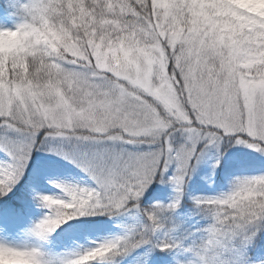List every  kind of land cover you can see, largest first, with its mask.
Listing matches in <instances>:
<instances>
[{"label":"snow or ice","instance_id":"snow-or-ice-1","mask_svg":"<svg viewBox=\"0 0 264 264\" xmlns=\"http://www.w3.org/2000/svg\"><path fill=\"white\" fill-rule=\"evenodd\" d=\"M230 148L264 158V0H0V264H264V171L179 213Z\"/></svg>","mask_w":264,"mask_h":264},{"label":"trees","instance_id":"trees-1","mask_svg":"<svg viewBox=\"0 0 264 264\" xmlns=\"http://www.w3.org/2000/svg\"><path fill=\"white\" fill-rule=\"evenodd\" d=\"M210 156V155H209ZM207 164L203 168L196 170L186 187V193L179 213L181 218L187 219L192 213V202L190 196L195 195H216L225 192L229 188L230 180L238 175H255L264 171V160L254 158L249 153L240 152L237 148H230L226 151L221 167L213 170L211 167L212 159L207 158ZM37 168L48 170L49 168L55 175V179H64L71 173V166L63 161H58L55 157L51 159L36 160V167L33 169L35 174ZM41 185H48L46 182ZM49 186V185H48ZM51 194H58L55 189ZM152 199L166 202L171 195V190L166 186H154L153 190L147 194ZM98 219V218H97ZM188 220V219H187ZM190 220V219H189ZM188 220V221H189ZM195 222V220H194ZM193 223L189 222L188 225Z\"/></svg>","mask_w":264,"mask_h":264},{"label":"rangeland","instance_id":"rangeland-1","mask_svg":"<svg viewBox=\"0 0 264 264\" xmlns=\"http://www.w3.org/2000/svg\"><path fill=\"white\" fill-rule=\"evenodd\" d=\"M237 150H239L240 152H244V153H249L250 155H252L254 158H258L259 160H264V158H262V157H260V156H258L257 154H255V153H252V152H249V151H247L246 149H242V148H237ZM210 156H211V154H209ZM43 158H45V159H51V158H53V157H49V156H46V155H44V154H37V156H36V160H38V159H43ZM207 159H205L198 167H197V169L196 170H199V169H201V168H203V165H206L207 164V161H206ZM52 169V168H51ZM50 168L48 169V170H46L47 172H50L51 174H52V177L55 179V175H54V173L52 172V170H51ZM45 170V169H44ZM39 190L41 191V192H44V193H47V194H51V190H52V188H50L48 185H41L40 186V188H39ZM42 214V210H40V209H36V210H34V211H32L31 213H30V215L33 217V219H38L39 217H40V215ZM189 217L187 218L188 220H187V222H188V224H189V222H191V223H193L192 225H194L195 224V222H194V220H195V218L194 217H191V213H190V215H188ZM192 225H189V226H192ZM96 227H98V228H100V229H102L103 230V233L102 234H104V235H108V234H113V233H115L116 232V229H115V227H113V222L112 221H108V220H105L104 218H98L97 219V224H96ZM90 239H92V238H95V237H89Z\"/></svg>","mask_w":264,"mask_h":264}]
</instances>
